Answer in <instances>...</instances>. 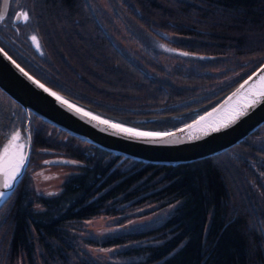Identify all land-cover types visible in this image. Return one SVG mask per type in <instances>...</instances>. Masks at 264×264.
Masks as SVG:
<instances>
[{
	"label": "trees",
	"instance_id": "1",
	"mask_svg": "<svg viewBox=\"0 0 264 264\" xmlns=\"http://www.w3.org/2000/svg\"><path fill=\"white\" fill-rule=\"evenodd\" d=\"M24 1L28 28L17 24L15 29L0 20V46L48 86L145 127H174L191 119L264 60V0H115L130 19L142 21L144 33L200 54L196 62L206 65L201 71L223 59L237 71L243 68L229 82L226 75L236 68L201 72L204 80L213 77L211 83L225 79L187 90L170 82L178 80V73L183 81H191L184 71L156 75L125 54L109 36L112 10L92 7L87 0ZM30 30L38 38L39 51L27 44ZM145 61L155 70L161 68L156 58L147 56ZM5 95L16 108L9 119L23 128L22 108ZM32 120L31 148L58 150L52 151L77 167L48 194H36L23 172L0 205V264H104L81 252L78 235L66 227L96 213L120 212L139 201L144 190H151L152 199L178 202L158 225L91 242L125 244L117 251L122 260L109 264H264V233L254 213L249 216L252 189L236 150H251L250 139L264 134V121L219 152L161 164L108 152L30 112Z\"/></svg>",
	"mask_w": 264,
	"mask_h": 264
},
{
	"label": "rangeland",
	"instance_id": "2",
	"mask_svg": "<svg viewBox=\"0 0 264 264\" xmlns=\"http://www.w3.org/2000/svg\"><path fill=\"white\" fill-rule=\"evenodd\" d=\"M88 1L92 7L107 8L109 9V13H111L110 10L113 11L112 15L114 17H112V22L107 25L109 36H112L114 42L125 51V54L129 56L131 60L144 63L145 69L147 68L150 73L162 76L171 72L173 69L178 70L179 72L184 71L186 73L185 77L191 79V81L186 78L185 81H183L182 77L177 76L180 75L178 73L174 75L178 80L171 79L170 82L176 85H184L185 90L189 89L190 85L194 84L195 86L192 89H200L201 85L207 87H210V85L215 86L220 83L221 80L225 79L224 76L223 78L215 81L212 80L213 82L211 83V79L213 77L207 74L208 79L204 80L200 74L201 72H204L201 71V69L206 67V65L200 61L196 62L197 60H201L199 59L202 57L200 54L194 55L188 53L187 51H182V49H176L172 46L165 45L159 41V39H155L147 33H144L145 30L142 28L144 26L142 21H140V24L138 19H134L136 22L130 19L125 14L122 7L115 2V0ZM24 3V0L10 1L8 14L10 20L12 14L16 10H21L23 14L26 13ZM10 20H8V22H11ZM27 20L21 24L25 29L29 26ZM139 31H141V33ZM29 33L28 39L26 38L27 44L33 45L38 50L32 40V37L36 36V34L32 30H30ZM146 46H148V48ZM175 49L187 53V55L179 53L175 51ZM147 56L152 58V60H155L156 58L157 62L161 64V68H157L155 70V68L151 65L152 62L149 64L145 61ZM242 62H245V60ZM214 65L216 67L212 68L208 65L206 72L216 73L219 71L221 72L222 68L227 70L236 68L235 71L229 72V74L226 75V82L231 81L236 75L240 74L243 69L242 68L237 71V67L226 59L220 60L219 63ZM10 101L11 100L3 94L2 90H0V143L11 131H14L15 129H18V131L21 132V136L24 138V123L22 128L19 124L18 126H15V119H9L16 109L12 104V101ZM8 114H10V116H8ZM138 119L142 118L138 117ZM23 122H25V120ZM28 125L30 136L33 120L31 122L28 121ZM250 145H252L250 151H243L240 149H246L247 147H240L236 150L239 160L243 158L245 161V166L240 170L243 175L248 178V182L252 189V200L250 205L253 211H251L248 207L249 216L254 213L252 218H255L256 216V219L259 221L258 225L264 233V151H261L262 148H264V134H260L259 132L257 135H253L250 139ZM52 150L54 149L33 146L29 151L25 178L26 182L30 183L36 194H48L49 192L58 190L66 175L74 171V168L77 167L74 162H50L52 157L62 156ZM76 163L78 164L79 162ZM150 191L144 190V193L142 194L143 197L141 196L139 201L136 199L135 204L121 209L120 212L112 214L96 213L84 218L83 220L74 222L71 228L66 227V229H69V232H73V234L78 235L77 242L80 251L85 252L93 260L104 264L122 260L121 255L117 254V251L119 248L125 246V244L102 246L91 242L100 241L105 236L114 233L142 230L163 222L164 219L172 212L173 207L178 201L168 203L157 197L152 199L149 196L151 193ZM34 206H37V204L35 203ZM35 249L38 250L37 246H35ZM35 263H38L37 259H35ZM17 264L27 263L25 261L20 262L18 260Z\"/></svg>",
	"mask_w": 264,
	"mask_h": 264
},
{
	"label": "water",
	"instance_id": "3",
	"mask_svg": "<svg viewBox=\"0 0 264 264\" xmlns=\"http://www.w3.org/2000/svg\"><path fill=\"white\" fill-rule=\"evenodd\" d=\"M10 1L11 0H0V17H3L0 20L6 18L9 12ZM12 20L13 22L19 20L24 21L25 17L23 12L21 10L15 11ZM0 49L3 48L0 46ZM3 51L6 52L4 49ZM175 51L184 53L176 49ZM8 56L10 55L8 54ZM12 60H14L16 64H19L15 59L12 58ZM20 67L22 66L20 65ZM23 69L33 80H29L25 77L3 53H0V89L22 107L26 117L25 137L23 138L21 136V139L15 142L16 144L23 143L25 145L23 151L27 154L25 165L19 175L18 181L25 170L30 151L29 112L57 126L59 129L65 130L81 140L95 144L108 152L134 160L161 164L186 162L219 152L240 141L245 135L250 133L264 121V103H261L252 110L249 115L240 119L231 127L219 132H213L208 136H204L202 132L189 130L185 127L186 125L192 124L193 121L198 120L199 117L206 116V114L212 112L214 108L218 109V111L213 113L211 117H208L206 121L202 122V124L197 127H203L208 123H216L224 120L233 107L243 105L246 102V92L249 86H246L244 90L240 91L235 96L232 94L236 92L240 85L254 72L259 74L260 71H264V60L209 107L175 127L163 128L145 127L134 121L126 122L100 112L95 108L83 105L46 85L29 73L25 68ZM255 79L254 77V80ZM33 81H39L40 84H43L44 87L48 88L50 91L45 92L38 84L33 83ZM259 87H261V85L258 84L257 88ZM52 92L56 93V96L61 97V99L58 100L56 96L51 95ZM229 97L232 98L229 100ZM70 105L71 107H69ZM85 113H88V115H85ZM94 116L99 117L100 120H107L113 124H120L125 128H133L141 132H172L175 133V135L164 138L166 141H171L168 143L159 140L153 141L148 138H137L121 133L106 124H101L99 120L92 118ZM180 129L184 131H178ZM17 130L18 129L11 131L0 143V166L7 164L12 158L13 148L9 149L7 158L4 157V148L8 145L12 134ZM190 133L192 136H199L200 138L190 140ZM69 161H71V159L64 157H53L50 159V162ZM3 179V172L0 171V191H3ZM13 189L6 191V194L0 197V205Z\"/></svg>",
	"mask_w": 264,
	"mask_h": 264
},
{
	"label": "snow or ice",
	"instance_id": "4",
	"mask_svg": "<svg viewBox=\"0 0 264 264\" xmlns=\"http://www.w3.org/2000/svg\"><path fill=\"white\" fill-rule=\"evenodd\" d=\"M25 19L28 18V14H24ZM3 17H0L2 19ZM32 40L37 48H39V42L37 40L36 36L32 37ZM0 53H3V55L10 60L14 66L29 80H33V78L22 68L19 64H16L14 60L6 52L3 51V49H0ZM184 55H187V53H184ZM254 77L256 78L254 80ZM251 82V83H250ZM33 83L38 84L40 88H42L45 92H49L50 90L48 88H45L43 84H40L39 81H33ZM261 85V87L257 88V85ZM246 86H249L248 91L246 92V102L243 105H237L233 107L227 117L224 120L218 121L216 123H208L204 125L203 127H197L198 125H201L202 122L206 121L208 117H211L213 113L217 112L218 109H213L212 112H209L206 114V116L199 117L198 120L193 121L192 124L186 125L185 127L189 130H195L197 132H202L204 136L211 135L213 132H219L222 130L227 129L228 127H231L233 124L238 122L240 119L246 117L250 114L252 110H254L257 106H259L261 103H264V71H260L259 74L257 72H254L251 76L248 77L247 80H245L240 87L234 92L232 95L235 96L240 91L244 90ZM51 95L56 96V93L52 92ZM58 100L61 99V97L56 96ZM232 97H229V100ZM227 103V102H226ZM71 107V105L69 106ZM79 111V109H78ZM85 115H88V113H85ZM93 119L99 120L101 124H106L109 127H112L116 130H118L121 133H125L131 136H135L137 138H148L153 141L159 140L161 142H171L164 140L165 137L174 136L175 133L172 132H141L137 131L133 128H125L120 124H113L107 120H100L99 117H92ZM178 131H184L183 129H180ZM200 138L199 136H192L191 133L189 135V139H196ZM21 139V132L15 131L10 140L8 145L4 148V157L7 158L9 154V149L13 148V154L11 160L7 162V164L0 166V171L3 172V191H0V197H3L6 194V191L11 190L14 188L16 182L18 181L19 175L25 165L26 161V153L23 151L24 144L19 143L16 144V141H19ZM48 163V162H46Z\"/></svg>",
	"mask_w": 264,
	"mask_h": 264
},
{
	"label": "flooded vegetation",
	"instance_id": "5",
	"mask_svg": "<svg viewBox=\"0 0 264 264\" xmlns=\"http://www.w3.org/2000/svg\"><path fill=\"white\" fill-rule=\"evenodd\" d=\"M29 33V32H28ZM26 35H28V34H26ZM38 51H39V48H38ZM11 102V101H10ZM22 116H24V118H25V113H24V110L22 109ZM25 120V119H24ZM24 123V122H23Z\"/></svg>",
	"mask_w": 264,
	"mask_h": 264
}]
</instances>
